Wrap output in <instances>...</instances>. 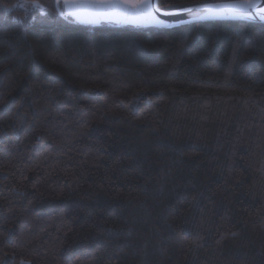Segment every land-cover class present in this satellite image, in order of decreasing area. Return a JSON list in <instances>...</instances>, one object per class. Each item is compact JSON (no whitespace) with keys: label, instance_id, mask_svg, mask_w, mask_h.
Here are the masks:
<instances>
[{"label":"trees","instance_id":"1","mask_svg":"<svg viewBox=\"0 0 264 264\" xmlns=\"http://www.w3.org/2000/svg\"><path fill=\"white\" fill-rule=\"evenodd\" d=\"M59 11L0 0V264H264V24Z\"/></svg>","mask_w":264,"mask_h":264},{"label":"snow or ice","instance_id":"2","mask_svg":"<svg viewBox=\"0 0 264 264\" xmlns=\"http://www.w3.org/2000/svg\"><path fill=\"white\" fill-rule=\"evenodd\" d=\"M14 7H26L17 4ZM33 9L44 14V6L39 3L31 5ZM60 8L61 17H73L80 23H98L100 20H116L128 23L149 22L156 26H164V22L157 18L160 8L154 0H64ZM181 11L200 13L196 18H226L235 20H252L254 18L264 22V0H233L230 3L196 4L181 7ZM5 12L11 11L5 8ZM234 235V234H233Z\"/></svg>","mask_w":264,"mask_h":264},{"label":"water","instance_id":"3","mask_svg":"<svg viewBox=\"0 0 264 264\" xmlns=\"http://www.w3.org/2000/svg\"><path fill=\"white\" fill-rule=\"evenodd\" d=\"M61 1L62 3L64 0H55L56 3ZM155 3L158 4L159 6V0H154ZM38 3V2H34ZM230 3V2H227ZM212 4H217V3H212ZM210 5V4H209ZM160 8V7H159ZM157 18L162 20L164 22V25H167L166 27L164 26H156L152 23L149 22H137V23H128L125 21H119L117 22L116 20H100L98 23H84V24H99L101 22L104 23H121V24H129L133 26H141L145 28H173V27H178V26H184V25H189V24H194V23H199V22H213V21H232V22H247V23H258V24H264V22L260 21L257 18H254L252 20H235V19H226V18H210V17H205V18H196L198 15L202 16L203 15V10H201L200 13L194 12H187V11H181L175 10V11H163L160 9L159 13H156ZM80 23V22H79Z\"/></svg>","mask_w":264,"mask_h":264}]
</instances>
